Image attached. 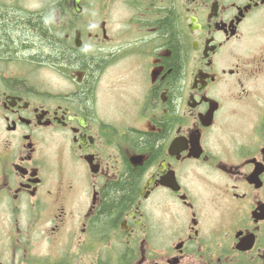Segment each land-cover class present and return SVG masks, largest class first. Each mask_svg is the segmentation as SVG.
Wrapping results in <instances>:
<instances>
[{
    "label": "flooded vegetation",
    "instance_id": "obj_1",
    "mask_svg": "<svg viewBox=\"0 0 264 264\" xmlns=\"http://www.w3.org/2000/svg\"><path fill=\"white\" fill-rule=\"evenodd\" d=\"M27 7L0 0L45 19L94 76L0 57V264H264V0ZM136 169L129 204L103 218L111 184Z\"/></svg>",
    "mask_w": 264,
    "mask_h": 264
},
{
    "label": "trees",
    "instance_id": "obj_2",
    "mask_svg": "<svg viewBox=\"0 0 264 264\" xmlns=\"http://www.w3.org/2000/svg\"><path fill=\"white\" fill-rule=\"evenodd\" d=\"M46 20L38 15L23 17L14 11L7 10L0 13V57L12 58L15 56H31L39 63H65L67 65H77L82 70L87 71V79L91 80L94 76L89 70V62L75 57L67 50L57 39H55L47 30ZM163 34L170 36L169 49L172 52L170 58L166 60L169 68H172L170 76L177 90L180 78L181 50L178 44V36L174 19L169 16L160 27ZM90 71V72H89ZM174 87V86H173ZM86 91H88L86 89ZM80 102L87 98V92L80 96ZM157 137L147 135L145 144L148 147H154ZM139 175V169L130 170L125 177L111 184L106 200L102 207L103 218L114 221L123 208H125L136 190V182Z\"/></svg>",
    "mask_w": 264,
    "mask_h": 264
},
{
    "label": "rangeland",
    "instance_id": "obj_3",
    "mask_svg": "<svg viewBox=\"0 0 264 264\" xmlns=\"http://www.w3.org/2000/svg\"><path fill=\"white\" fill-rule=\"evenodd\" d=\"M27 4H28L27 8H29L34 13L35 10L40 9V7L43 5V0H27ZM38 77L43 84L51 86L53 91L59 90L61 88L60 85L64 84V82H62L59 79V77L53 76L52 73L48 71L42 70L35 73L33 70L32 71L33 81Z\"/></svg>",
    "mask_w": 264,
    "mask_h": 264
}]
</instances>
